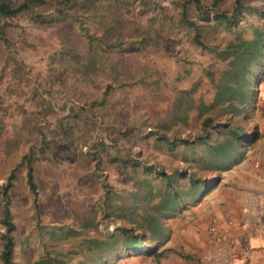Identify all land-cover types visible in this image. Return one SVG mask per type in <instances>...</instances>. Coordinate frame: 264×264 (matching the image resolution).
Returning <instances> with one entry per match:
<instances>
[{"label": "trees", "instance_id": "obj_1", "mask_svg": "<svg viewBox=\"0 0 264 264\" xmlns=\"http://www.w3.org/2000/svg\"><path fill=\"white\" fill-rule=\"evenodd\" d=\"M166 1H170L177 15H170ZM131 12L140 17L148 16L151 23L145 31L139 27L130 33L133 42L140 39L137 42L142 48L159 43V30H154L155 24L163 30L168 23L184 33L192 45L212 57L215 63L210 64L205 73L215 91L213 101L210 105L196 102L192 90H176L167 120H159L150 126L147 120L140 119L137 125L121 131L115 126L110 127L106 132L112 140L111 145L103 138L94 139L99 127L96 119L104 118V123L106 119L92 106L87 110L73 106L54 124L35 126L34 131H30V136L35 135L33 144L16 169L26 170L27 184L37 211L34 219L44 247V253L33 264H114L123 258V253H164V245L171 233L169 221L177 213L198 205L225 173L246 159L248 147L259 139L256 127L250 135L244 122L251 118L259 88L264 82V0H211L210 3L204 0H0V41L11 43L10 22L21 16H27L35 25H72L87 39V54L82 57L67 51L53 59L67 57L76 72L89 75L99 70L106 60V51L123 48L132 25L126 15ZM92 26L97 29L91 30ZM112 34L115 39L108 41L106 37ZM226 34L229 38L224 40ZM221 38L223 43L213 42ZM7 62L27 78L19 57L11 53ZM119 65L114 63L111 69L112 78L118 82L124 70ZM111 89L108 87L100 97L98 110L100 106H106ZM44 92L57 99L52 91L44 89ZM74 94V89L67 90L66 101L76 102L77 99L72 98ZM59 107L68 108L66 102ZM194 111H197L202 130L194 138L183 137L182 127L189 126ZM48 112H55L52 105L45 107L44 113ZM150 127L153 130L144 134ZM74 140L90 148L84 155L94 164V176H100L107 157L122 172L125 182L133 186L126 197L107 187L101 213L109 225H116L114 232H97L95 218L82 227L96 230L94 235L82 234L75 228H50L40 224L39 154L46 153L56 143ZM145 142H149L155 151L169 150L172 155L180 154L185 170L171 167L169 172L162 163L142 159V152L136 156L131 153ZM124 144H129V148H124ZM16 170L0 187V264H18L17 225L10 194L15 187ZM44 236L54 243H47ZM71 238L78 240L68 247L64 242Z\"/></svg>", "mask_w": 264, "mask_h": 264}, {"label": "rangeland", "instance_id": "obj_2", "mask_svg": "<svg viewBox=\"0 0 264 264\" xmlns=\"http://www.w3.org/2000/svg\"><path fill=\"white\" fill-rule=\"evenodd\" d=\"M204 1L210 3L211 0ZM165 3L170 15H177L170 1ZM126 19L132 25L128 28L123 48L119 51H106V60L99 70L89 75L76 72L73 62L67 57L53 59L55 55L67 51L82 57L87 54V39L78 28L66 24L35 25L27 16L10 22L11 43L0 41V187L7 183L12 171L20 166L22 157L30 150L35 136H30V131H34L35 126L54 124L59 117L66 116L73 106L85 110L92 106L95 112L99 111L105 117L106 123L104 118L96 119L99 127L94 139L103 138L111 145L112 140L106 132L110 127L115 126L121 131L127 126L137 125L140 119L147 120L150 126L159 120H167L176 90H192L196 102L203 101L207 105L212 103L215 91L205 73L206 68L215 63L210 55L192 45L184 33L168 26V23L163 30L155 24L154 30H159V43L142 48L137 42L140 39L133 42L130 33L139 27L145 31L151 25L149 17H140L131 12L126 15ZM96 29L93 26L91 28ZM115 37L112 34L106 39L112 41ZM228 38V34L223 37L224 40ZM223 39L213 42L223 43ZM11 53L23 62L27 78L7 62ZM114 63H120L119 67L124 69L120 82L112 78ZM263 83L252 116L244 122L250 135H253L255 127L259 131L256 136L258 141L249 146L248 151L254 146L264 145L260 139L264 134V101L261 98ZM108 87H112L109 100L106 106H100L98 110L100 97ZM70 88L76 91V94L71 95L77 99L76 102L66 101L65 92ZM44 89L52 91L57 99L46 94ZM63 102H66L67 109L59 107ZM48 105L53 106L54 113H44ZM152 130L153 127H150L144 134ZM201 130L197 111H194L189 126L182 127V135L194 138ZM148 143L139 144L131 153L136 156L142 152V159L162 163L169 172L172 171L171 167L185 170L180 154L172 155L169 150L155 151ZM129 146L124 144L123 147ZM89 151L90 148L84 147L82 142L74 140L56 143L46 153L39 154L38 202L42 212L40 224L43 227L75 228L82 234L94 235L96 230L82 227L91 218H95L98 223L97 232L106 234L115 231L116 225H109L101 213L107 187H112L119 196L126 197L133 186L125 182L122 172L107 157L100 176H94V164L84 155ZM16 171L15 187L10 192L11 209L17 225L16 259L18 264H33L44 253V247L39 237L38 223L34 219L37 211L34 196L27 184L26 170L20 167ZM181 213H177L176 217ZM176 217L169 224L178 220ZM44 239L47 243H54L48 236H44ZM77 240L71 238L64 243L71 247Z\"/></svg>", "mask_w": 264, "mask_h": 264}, {"label": "crops", "instance_id": "obj_3", "mask_svg": "<svg viewBox=\"0 0 264 264\" xmlns=\"http://www.w3.org/2000/svg\"><path fill=\"white\" fill-rule=\"evenodd\" d=\"M261 94L264 101V83ZM177 217L164 253L127 254L117 264H264V145L251 148L196 208ZM217 224L223 241L211 236Z\"/></svg>", "mask_w": 264, "mask_h": 264}, {"label": "built area", "instance_id": "obj_4", "mask_svg": "<svg viewBox=\"0 0 264 264\" xmlns=\"http://www.w3.org/2000/svg\"><path fill=\"white\" fill-rule=\"evenodd\" d=\"M211 236L216 240V241H223L226 239L225 235L222 233L221 226L220 225H214L210 229Z\"/></svg>", "mask_w": 264, "mask_h": 264}]
</instances>
